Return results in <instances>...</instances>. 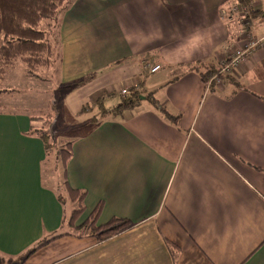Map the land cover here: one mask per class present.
I'll list each match as a JSON object with an SVG mask.
<instances>
[{"label": "crops", "instance_id": "obj_1", "mask_svg": "<svg viewBox=\"0 0 264 264\" xmlns=\"http://www.w3.org/2000/svg\"><path fill=\"white\" fill-rule=\"evenodd\" d=\"M240 2L65 0L54 77L81 132L66 167L69 187L85 192L74 226L100 208L98 225L133 227L104 242L70 227L75 208L58 200L57 176L44 183L31 116L4 112L0 254L62 235L20 264H264V48L220 84L200 74L264 35V0H249V33L220 19ZM148 63L162 68L151 74ZM124 90L141 101L96 122L95 100L111 109Z\"/></svg>", "mask_w": 264, "mask_h": 264}, {"label": "trees", "instance_id": "obj_2", "mask_svg": "<svg viewBox=\"0 0 264 264\" xmlns=\"http://www.w3.org/2000/svg\"><path fill=\"white\" fill-rule=\"evenodd\" d=\"M64 3L65 0H0V82L5 81V77L10 71H13L19 62L24 64L28 73L33 76H38L41 71L49 70L54 65L55 60H57V46L59 45L57 39L59 15ZM240 3H249V0H242ZM216 73L206 70L200 72L205 83L208 82L212 74L215 75ZM141 98L139 93H132L122 98L118 106L108 109L104 104L105 98L101 97L95 105H103L104 107L103 111L99 110L100 113L95 117V119L97 118L95 121L98 122L100 118H105L109 113L120 115L124 110L136 106ZM4 112L13 111H8L0 105V113ZM15 112L30 115L31 120L33 122L35 120L33 111ZM31 134L41 139L45 147L47 156L43 169L45 185L48 186L52 179L55 181L57 176L56 194L58 200L62 204H66L68 200L76 203L75 211L69 222L70 227H73L76 232H83L84 235L96 239L97 242L107 241L133 227L132 223L125 219H113L105 225H98L100 208H97L82 225L75 227V217H79L85 211L83 206L85 192L70 188L66 180V167L72 157L74 142L63 141L60 147H56L49 142V134L36 129L35 124ZM56 150L60 156L56 162H53V153ZM50 171L52 177L49 176ZM59 171L61 174L57 175ZM61 236L56 235L48 241L39 243L22 257L7 258L0 254V263L20 264L41 247Z\"/></svg>", "mask_w": 264, "mask_h": 264}, {"label": "rangeland", "instance_id": "obj_3", "mask_svg": "<svg viewBox=\"0 0 264 264\" xmlns=\"http://www.w3.org/2000/svg\"><path fill=\"white\" fill-rule=\"evenodd\" d=\"M246 42L247 39H245L241 48ZM57 62L55 60L54 65L49 70L41 71L38 76L30 75L24 64L17 63L13 71H10L5 77V81L0 82V95H2L0 105L4 106L8 111L13 112L24 110L33 111L36 129L49 134V142L56 147H60L63 141H72L69 137L81 132L76 130L75 125L77 124V120L71 115L70 109L65 107V93H63V89L59 88L54 77ZM107 101H111L107 103V106L111 107L114 105L118 106L122 100L120 95H115L109 97ZM94 104H96V100ZM103 107V105H97L95 111H103ZM86 117L88 118V116ZM89 117L91 118V116ZM64 122L68 124H64ZM53 156V162H56L60 156L58 150L53 153ZM49 173V176L52 177L51 171ZM60 174L61 171L57 175ZM51 181L49 182L50 185L53 182ZM68 202L71 203L70 209L72 211L76 207V203L70 200ZM73 213L74 210L71 216H73ZM77 221L78 217L76 216L74 225Z\"/></svg>", "mask_w": 264, "mask_h": 264}, {"label": "built area", "instance_id": "obj_4", "mask_svg": "<svg viewBox=\"0 0 264 264\" xmlns=\"http://www.w3.org/2000/svg\"><path fill=\"white\" fill-rule=\"evenodd\" d=\"M254 10L255 6L252 3H234L220 10V19L222 21H234L240 19L245 26L247 33H249L248 31L252 23L251 18ZM246 39L247 42L245 45L236 52L233 58L222 62L219 65L217 73L207 82V87H211L213 83L220 84L223 75L235 73L254 52L260 48H264V35L259 39H253L247 35ZM145 66L150 68L151 74L159 72L162 68L160 65L152 67L150 63ZM127 94L128 92L126 90L122 91L123 96H126Z\"/></svg>", "mask_w": 264, "mask_h": 264}]
</instances>
